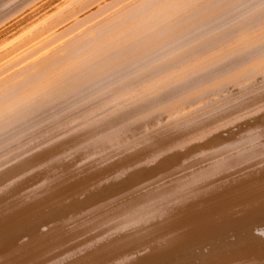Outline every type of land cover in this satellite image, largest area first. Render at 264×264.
<instances>
[{
	"label": "bare ground",
	"instance_id": "6f19581e",
	"mask_svg": "<svg viewBox=\"0 0 264 264\" xmlns=\"http://www.w3.org/2000/svg\"><path fill=\"white\" fill-rule=\"evenodd\" d=\"M13 38L0 264H264V0H0Z\"/></svg>",
	"mask_w": 264,
	"mask_h": 264
},
{
	"label": "rangeland",
	"instance_id": "374dc122",
	"mask_svg": "<svg viewBox=\"0 0 264 264\" xmlns=\"http://www.w3.org/2000/svg\"><path fill=\"white\" fill-rule=\"evenodd\" d=\"M63 7H64V6H63ZM232 19H233V18H232ZM228 24H229V23H226L225 25L227 26ZM225 25H224V27H225ZM230 25H231V22H230L229 26H230ZM213 33H214V32H212L211 34H213ZM215 33H216V32H215ZM6 42H8V41H6ZM15 42H16V39H15V41H14V38H13L12 43H11V39L9 40L8 43H5V42H4L6 45H5L4 43H2V44H4L5 46H7V45L9 44V45H10V46L8 45L9 47H5L4 45L0 44V45H1V46H0V47H1L0 49H1V50H0V51H2V50H6L7 48L10 49L11 46L13 47V43H15ZM15 44H16V43H15ZM15 44H14V45H15ZM3 46H4V47H3ZM5 48H6V49H5ZM164 167H166V166H164ZM159 169L162 170L163 168H159ZM159 169H158V171H159ZM125 185H126V184H125ZM127 185H128V184H127ZM127 185L124 186V187L126 188ZM124 187L119 188L118 190L116 189V190L110 191V193H109V192H106L107 194H106V193H105V194H100L97 198L94 199L95 201H94V200H91V201H92V202H97V201L103 200V199H104L103 197L106 198V197L110 196L111 194L116 193L117 191H121V189L124 190V189H125ZM115 191H116V192H115ZM108 194H110V195H108ZM101 195H102V198H101ZM103 195H104V196H103ZM99 198H100V200H98ZM91 201H90V203H91ZM85 203H86V202H85ZM87 203H89V202H87ZM80 206H81V207H80ZM87 206H88L87 204L84 205V203H82V204L78 205L79 209H78V208H72L73 210L68 209V210H67V211H68V214H66V212H67V211H66L65 213L62 214L63 216L58 217L57 219H59V218L61 219V218H63V217L68 216L69 214L71 215L72 213H77V212H79V211L81 210L82 207H83V208H82V210H83V209H85ZM76 207H77V206H76ZM84 207H85V208H84ZM74 209L76 210V212H75ZM69 210H70V212H69Z\"/></svg>",
	"mask_w": 264,
	"mask_h": 264
}]
</instances>
